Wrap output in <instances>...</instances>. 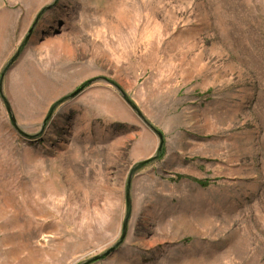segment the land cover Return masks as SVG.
Here are the masks:
<instances>
[{
    "label": "rangeland",
    "instance_id": "1",
    "mask_svg": "<svg viewBox=\"0 0 264 264\" xmlns=\"http://www.w3.org/2000/svg\"><path fill=\"white\" fill-rule=\"evenodd\" d=\"M53 2L0 0V74ZM97 76L165 149L134 175L126 240L94 264H264V0H59L4 93L36 134ZM159 142L103 80L36 138L0 95V264H79L114 245L130 171Z\"/></svg>",
    "mask_w": 264,
    "mask_h": 264
},
{
    "label": "water",
    "instance_id": "2",
    "mask_svg": "<svg viewBox=\"0 0 264 264\" xmlns=\"http://www.w3.org/2000/svg\"><path fill=\"white\" fill-rule=\"evenodd\" d=\"M59 0H54L53 3L45 6L44 8L41 9V11L38 13V15L36 16L33 24L31 25L30 29L28 30L27 35L25 36L24 40L22 41L21 45L19 46L18 50L16 51V53L12 56V58L8 61V63L5 65V67L3 68L1 74H0V95L4 100V103L6 105L7 111L9 113L10 119L12 124L23 134L27 135L28 137L31 138H36V137H40L44 134L46 127L48 126V123L50 122V120L52 119L55 111L57 110V108L63 104L64 102L71 100L75 97H77L78 95H80L86 88H88L90 85H92L94 82L97 81H105L109 84H111L112 86H114L122 95V97L125 99V101L136 111V113L145 121V123H147V125L149 127H151V129L159 136L160 138V142H159V146L157 148L156 154H154L153 156L144 159L142 161H139L138 163H136L129 174L128 177V181H127V185H126V207H127V212H126V216L123 222V227H122V234L120 236V239L111 247H109L106 251H104L103 253L97 254L85 261H83L82 263L79 264H94L97 263L101 260L106 259L107 257H109L112 253H114L126 240L127 238V234H128V229H129V223H130V219L132 216V184H133V178L134 175L137 173V171H139L140 169L146 167L147 165L151 164L152 162L159 160L163 157L164 154V149H165V135L163 133L162 130H160L159 128H157L153 123L149 122L148 119L145 117V115L143 114V112L141 111V109L138 107V105L130 98V96L127 94V92L125 91V89L122 87L121 84H119L116 80L111 79L107 76H97V77H93L90 78L86 81H84L81 85H79L73 92H71L68 95L63 96L62 98H60L59 100H57L55 103H53L44 119L43 125H42V129L40 132L36 133V134H29L24 132L18 125L17 123V119L15 117L13 108L11 106V103L9 102L8 98L6 97L5 93H4V81H5V77L8 73V71L10 70V68L17 62V60L20 58V56L22 55V53L24 52V50L26 49L27 45L29 44L31 37L33 35V33L36 30V27L41 19V17L43 16V14L50 10L53 6H55L57 4Z\"/></svg>",
    "mask_w": 264,
    "mask_h": 264
}]
</instances>
